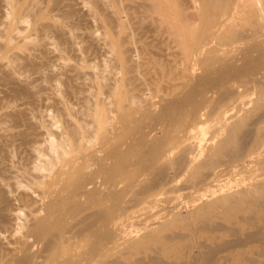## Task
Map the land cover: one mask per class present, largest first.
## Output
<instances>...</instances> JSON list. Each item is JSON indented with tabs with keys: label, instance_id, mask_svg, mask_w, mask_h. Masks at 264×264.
<instances>
[{
	"label": "bare ground",
	"instance_id": "bare-ground-1",
	"mask_svg": "<svg viewBox=\"0 0 264 264\" xmlns=\"http://www.w3.org/2000/svg\"><path fill=\"white\" fill-rule=\"evenodd\" d=\"M0 3V264H264V0ZM89 16L110 70L64 55Z\"/></svg>",
	"mask_w": 264,
	"mask_h": 264
},
{
	"label": "rangeland",
	"instance_id": "rangeland-1",
	"mask_svg": "<svg viewBox=\"0 0 264 264\" xmlns=\"http://www.w3.org/2000/svg\"><path fill=\"white\" fill-rule=\"evenodd\" d=\"M80 7L83 10V12L85 11L84 12L85 14L88 12L89 8H87V6L80 5ZM5 11H6V8L3 7L0 3V31L3 30L5 27V23H4L6 21ZM87 18H88L86 20L87 22H85V23L83 22L81 24V26L78 27V28H80L77 30L78 32L77 31L75 32L77 35V42L74 45V51L71 53L67 52L64 55H66L67 58L69 57L71 62H75V60L77 58L86 60L89 63V65L90 64L92 65V67H87L86 70L88 72L99 71L98 68L102 67V66L104 68L106 64H108L107 69L110 70L109 66H112L114 64V55H113V52H112L110 46L107 44V41L104 40L105 39V36H104V31H105L104 24L105 23L101 19L95 20V18H91L90 16ZM19 26L21 29H23V28L27 27V24H20ZM1 27L3 29H1ZM93 33H94V35H93ZM24 34L25 33L22 32V34L20 33V35H19V32L18 33L16 32L15 40L20 42V40L23 39ZM89 44H93L94 47L97 49L95 51L88 49ZM49 46H50V50H51V53H50L51 56H55L56 54H59V52L55 49L54 46H52V45H49ZM52 50H53V52H52ZM55 63L57 64L58 67H60L62 60H60V61L58 60ZM55 69L58 71L60 68H55ZM239 95H240L239 96V100H240L239 103L241 104V102H243V101L244 102H250L249 106L254 102V100L256 98V95L253 93V91H251V92L241 91L239 93ZM51 101L52 100H47V101H45L44 104L51 105V103H52ZM40 112H41V115L43 114L42 117H43V119H45V121L47 123L48 122L50 123L51 121H53L52 118H53L54 114L56 115V112L54 111L53 108H49V110H45L44 108H42ZM58 125H60V124H58ZM54 128L56 129L57 127L55 126ZM205 131L206 132H205L204 136H206V138L211 137L212 129L207 128ZM253 173L254 172H247V173H242V175H237V176L231 175L230 176L231 178L228 181H226V184L230 185L231 187L237 186L241 181H244V180L248 181V179H251V177L253 176ZM172 176H173V174H172ZM224 178L225 177H223L222 179H224ZM183 183H184L183 180L179 181L180 190L177 191L176 193H174V195L176 197L175 202L176 203L178 202L181 204V207H182L181 209H182L183 213H185L191 209L192 202L196 198V196L199 194H202V193H206V191L198 192V193L194 194V193H192L194 191H191L190 189H183L181 187V186H183L182 185ZM172 195L173 194H170V195H168V197H170ZM166 196H167V194H164V195L161 194L159 197H162L164 199V197H166ZM163 201L161 203L162 205L165 204ZM162 207H164V206H161L160 208L163 209ZM25 210H26V212H24ZM19 213H23V215L19 214ZM26 215H28V209L27 208H24L23 211L18 212L16 218L12 221V230L13 231L12 232L9 231V232L3 234L2 239L5 243H7L9 239L13 238V235H11L10 233L15 234L14 237L20 236V232H15V229H17L19 227L18 224H21L24 221V219L26 218ZM143 219H144V221H143ZM146 223L147 224L149 223V219L147 218L146 215H142V217H140V219H138L135 222V224L131 223V225L128 226V229L137 231V230H140L141 228H143Z\"/></svg>",
	"mask_w": 264,
	"mask_h": 264
}]
</instances>
